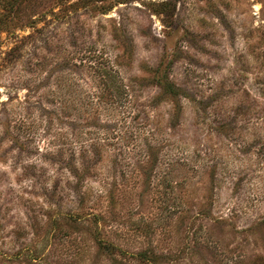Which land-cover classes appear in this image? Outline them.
Wrapping results in <instances>:
<instances>
[{"label": "rangeland", "instance_id": "rangeland-1", "mask_svg": "<svg viewBox=\"0 0 264 264\" xmlns=\"http://www.w3.org/2000/svg\"><path fill=\"white\" fill-rule=\"evenodd\" d=\"M92 48L127 119L120 79L85 104ZM59 113L100 148L83 203ZM0 264H264V0H0Z\"/></svg>", "mask_w": 264, "mask_h": 264}, {"label": "trees", "instance_id": "trees-1", "mask_svg": "<svg viewBox=\"0 0 264 264\" xmlns=\"http://www.w3.org/2000/svg\"><path fill=\"white\" fill-rule=\"evenodd\" d=\"M83 49H80L78 53H81ZM86 53V54H85ZM99 54H101L99 51L96 49H89V51L84 50V53L82 56L85 58L77 59L71 64V67L74 71V73H78L77 71H81L82 73L84 71H90V73L93 75L92 78H96L99 82L98 87L99 89L95 91V93H88L86 95V105L88 106L91 104V106L94 104V102L101 101L103 98L102 96L110 89L116 87L117 89V79H120L121 83L119 84V89L116 90L119 99V104L121 107H125V109L122 111V115H124V119H127L128 116V111H127V104L130 102L128 101L129 98H131L129 88L127 85L124 84L123 79L120 77V72L116 71L114 68L115 67H103L104 64L100 61ZM99 58V61L96 60V58ZM95 58V60H94ZM80 62H79V61ZM95 62V63H94ZM94 79V80H96ZM162 89L166 91L169 95L171 96H177L178 89L175 84L173 83H167L162 86ZM87 93V92H86ZM78 99V98H77ZM105 98H103L104 100ZM105 101V100H104ZM105 104H109V102H105ZM102 103L100 104L99 108H101ZM41 108L46 112L47 117H51V111L45 110L42 106ZM94 110V108L92 109ZM88 110L84 108L83 113H87ZM130 115V114H129ZM135 115V114H134ZM132 115V121L133 125L138 116ZM62 115L59 113L57 120L59 125L66 124L68 125L72 130L75 131L74 137L76 140L79 141L80 148L77 150L75 147L72 145L68 148L65 149L64 146L66 143H62V140L65 139V136L62 139L57 140V137H54L55 139L53 141H49V145H52V147L55 150L46 148L45 153L42 154L43 159H45L47 162L52 164L57 165L61 170H66L68 171V175H70L73 180H74V190H75V199L76 202L83 203L85 201L84 195L81 193L82 187L84 186L85 181L87 180L90 175H92L96 169H97V162L98 158L95 157V154H97L100 150L99 146L97 144H91L87 146V140H84L85 138L83 137L84 135V129L85 125L80 124L77 121H64L63 118L64 116L61 117ZM127 123V122H126ZM125 123V125H126ZM130 128V131H127L124 133V136L121 138L123 142L126 143L130 142V140L134 139L135 132L133 129L135 128L134 126H128ZM136 129V128H135ZM82 131V132H80ZM48 134V133H47ZM46 132L44 133L45 140H49V137H47ZM106 138H98L101 140L98 141H103L102 139H108L109 134L106 135ZM62 137V135H61ZM61 141V144H55L57 142ZM24 146H22L23 150ZM31 152L27 148V154H31ZM90 153L94 154L90 156Z\"/></svg>", "mask_w": 264, "mask_h": 264}]
</instances>
